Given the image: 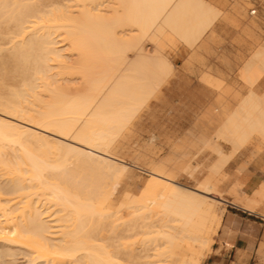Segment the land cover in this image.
Segmentation results:
<instances>
[{"label": "bare ground", "instance_id": "bare-ground-1", "mask_svg": "<svg viewBox=\"0 0 264 264\" xmlns=\"http://www.w3.org/2000/svg\"><path fill=\"white\" fill-rule=\"evenodd\" d=\"M222 11L209 0H0V246L8 255L20 250L27 264H201L224 215L221 170L252 137L264 146V93L251 88L264 73V45L240 70L251 89L206 141L218 155L199 184L112 148ZM69 163L82 176L98 172L94 185L72 178ZM130 168L149 178L124 218L108 185ZM244 187L239 179L227 191L253 209L264 186L258 197ZM136 233L147 235L138 246L129 241Z\"/></svg>", "mask_w": 264, "mask_h": 264}, {"label": "rangeland", "instance_id": "rangeland-1", "mask_svg": "<svg viewBox=\"0 0 264 264\" xmlns=\"http://www.w3.org/2000/svg\"><path fill=\"white\" fill-rule=\"evenodd\" d=\"M252 9L256 10L255 14H250V10ZM244 10L248 19H254L252 20L254 25L257 24L255 20L259 22V27L255 31L256 34H246L243 30L241 33V27L239 25L223 26L218 24L215 27L217 32L211 31L208 35L210 38L208 47L205 49L199 47L198 53V47L194 48L188 57L194 58L187 59L177 65L174 75L151 98L149 97L144 107L142 106L140 108L141 110L137 112L138 114H136L130 126L115 142V147L112 148L113 152L125 161L137 163L142 167L155 164L156 167L162 168L167 174L186 185L196 186L199 184L210 172L209 164L215 161L218 155L214 153L216 151H214L209 143H205L204 147L202 143V141L211 138L215 134L221 121V117L219 116H217V119L212 118L208 113V109L212 107V103L216 100L219 101V104H229L230 108H234L241 100L240 98L246 95L253 86L250 88L249 84L241 77V66L245 62V59L248 60L250 54L252 55V51L254 53L256 48L264 45V0H247L244 4ZM239 79L243 80L242 83H240ZM214 81L215 83H213ZM256 87L264 91V76H261ZM216 110H218V107ZM219 114L221 113L219 112ZM218 141L223 144L224 154L231 153L229 152L231 147L228 143H225L220 138ZM259 143L260 139L258 137H252L232 156L226 167L221 170V174L227 172L229 175H227L228 179L221 183V191L226 199L234 200L227 189L234 180L239 167L241 165L246 166L256 157L264 153V147L261 149L258 148L260 146ZM50 156L51 159L54 158V156ZM73 160L75 163L74 157L70 161L73 163ZM187 164L197 166L196 170L192 171V175L186 172ZM68 166L71 177L73 175L72 178L75 177L74 173H76V176L79 173L81 175L80 171L77 172L78 168L75 169L76 164L72 165L69 163ZM70 167L75 171L70 169ZM146 168L149 167L147 166ZM81 171L83 172V170ZM70 172L68 171L67 174L69 175ZM92 172L98 174V172H94L93 170ZM92 172L91 174H93ZM47 173V176L49 174L51 175H49L50 179L52 178V174L55 175L54 178L58 177V173ZM220 173L219 175L221 176ZM96 174L93 175L96 177ZM82 175L80 177L78 176L80 179L77 178V181L80 180L82 182L79 183L80 185H83L84 182L88 186L89 184L94 185V176L91 179L86 174L85 176L88 175V178L86 177L87 180H85V176ZM59 178L62 182L69 180V176L66 177V174H62V176L59 174ZM148 178L147 173L140 172L136 168H130L118 179L114 178L116 183L114 179L109 181L108 186L112 184L108 188L112 200V209L116 210L119 204V211L122 214L119 211L118 214L124 216V218L125 215L128 216L127 212H130L128 210L129 207H127L129 197L132 195V197H138L142 194L141 191L145 187L144 185L147 183ZM89 179L92 180V183L88 182L90 181ZM227 204L228 202L218 203L217 212L224 211L225 214L228 209ZM120 226L119 228L121 230L123 228V230L121 231L119 229L117 232L122 234L125 232V227L124 225L123 227ZM220 229H222L221 234ZM220 229L214 235L215 240L209 251L210 253L203 258L201 264H247L246 259L243 257L231 261L233 259L227 256L223 261V253L230 249L231 242L228 240L230 232L223 234V227L221 226ZM124 234L126 235V233ZM124 234L122 235L124 236ZM140 234L138 235L136 233V236L129 239V241L134 239V243L136 242L134 245H140L143 238L147 236L142 233ZM110 235L112 234H109V237ZM113 238H115V235ZM108 240L111 239H107L106 241ZM114 240L116 241L117 239L115 238ZM114 240L112 239L110 244H112L111 242H115ZM0 252H2L0 264H27L28 262L26 260L27 258H25L27 256H24L25 254L20 250H17L16 255L11 256L6 253V248L0 246ZM210 255L216 256L208 260L207 258Z\"/></svg>", "mask_w": 264, "mask_h": 264}, {"label": "crops", "instance_id": "crops-1", "mask_svg": "<svg viewBox=\"0 0 264 264\" xmlns=\"http://www.w3.org/2000/svg\"><path fill=\"white\" fill-rule=\"evenodd\" d=\"M209 1L216 4L218 7L223 9V11L222 14L219 16V18L216 19V21L213 23L212 27L205 33L203 39L196 46L198 47L197 53L199 51V47H203L204 49L208 47V44L210 42L209 40L210 38L208 37V35L210 34L211 31L217 32V29H215V27H217L218 24L223 26L239 25L241 27V33L243 30L245 31L246 34H250V35L256 34L255 31L259 27V22L255 20L257 24L254 25L252 22V20L254 19L247 18L246 12L244 10V4L247 0H209ZM191 58L193 59L194 57H190L187 59H191ZM246 60L247 59H245V61ZM173 75L174 72L166 79V81L169 78H171ZM261 76H264V73H262ZM260 78L252 87L253 90H255L259 94L264 93V91H261L256 87ZM239 80L240 83H242L243 80L242 79ZM217 107L218 110H215ZM234 108H230L229 104H224V105L219 104V101L216 100L214 101V103H212V107L208 109V113L210 112L209 114L214 119H217V116L221 117V121L219 124L220 127L223 121L225 120V118ZM219 112L222 115L219 114ZM208 140L206 139L205 141H203L202 142L203 145L207 143L206 141ZM218 143L221 146L223 145L219 141ZM262 147L264 146H261L260 144L258 148L261 149ZM132 164L138 165L137 163H132ZM239 179L243 182V187L245 186L244 190L248 195L250 196L254 195L255 197H258L255 195V191H258L261 188V186H264V153L256 157L251 163H248L246 166L241 165L237 173L235 174L234 180L232 181L229 187H231L234 183L238 182ZM220 190H221V186H220ZM259 201L260 203L257 206H255L253 209H247L244 208L237 200H232V199L228 200L226 198L225 200H223L222 203L228 202L227 204L228 209L226 213L223 215L224 217L222 219L220 227L221 226L223 227V233H224V228H227V233L230 232L228 240L231 242L230 249L226 252L224 251L223 253V257H222L223 261L226 259L227 256L230 259H233L231 261H235L236 259L243 257L244 259H246L247 264H264V199H260ZM221 233H222V229H220V234ZM215 256L216 255H210L207 259L209 260L210 258Z\"/></svg>", "mask_w": 264, "mask_h": 264}, {"label": "built area", "instance_id": "built-area-1", "mask_svg": "<svg viewBox=\"0 0 264 264\" xmlns=\"http://www.w3.org/2000/svg\"><path fill=\"white\" fill-rule=\"evenodd\" d=\"M256 13V10L255 9H252V14H255Z\"/></svg>", "mask_w": 264, "mask_h": 264}]
</instances>
